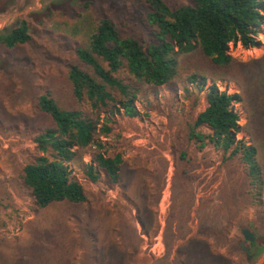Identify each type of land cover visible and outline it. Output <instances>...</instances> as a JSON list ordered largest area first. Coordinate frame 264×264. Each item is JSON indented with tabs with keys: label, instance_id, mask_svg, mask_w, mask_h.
<instances>
[{
	"label": "trees",
	"instance_id": "16d2710c",
	"mask_svg": "<svg viewBox=\"0 0 264 264\" xmlns=\"http://www.w3.org/2000/svg\"><path fill=\"white\" fill-rule=\"evenodd\" d=\"M17 1L0 0V13ZM95 1L111 0H55L0 29V130L24 132L32 147L24 149L20 183L40 208L90 203L67 163H80L94 183L101 178L108 188L120 187L122 151L108 153L100 138L113 131L111 113L121 109L128 118L141 117L134 104L139 101L144 115H155L165 144L163 170L169 168L173 181L164 245L176 248L170 261L166 247L159 254L128 255L123 249L113 264H252L264 251V53L241 60L228 49L230 43H260L264 0H189L176 7L139 0L144 36L124 33L102 12L79 22L80 42H37L56 11ZM27 47L31 56L21 53ZM207 80L202 99L187 85L200 91ZM219 80L235 82L239 91L219 90ZM161 87L168 91L163 100ZM179 87L188 105L177 119ZM24 101L30 103L27 113L18 110ZM237 101L247 114L242 126L231 104ZM240 129L249 134L248 143L236 137ZM176 193L185 204L175 214ZM233 205L249 211V218L232 212ZM246 228L253 241L245 240ZM96 253L70 264H105Z\"/></svg>",
	"mask_w": 264,
	"mask_h": 264
},
{
	"label": "rangeland",
	"instance_id": "374dc122",
	"mask_svg": "<svg viewBox=\"0 0 264 264\" xmlns=\"http://www.w3.org/2000/svg\"><path fill=\"white\" fill-rule=\"evenodd\" d=\"M54 1L18 0L9 11L0 13V29L13 22L20 13L43 11L47 4ZM164 1L171 7L189 2ZM143 9L139 0L95 1L88 7L74 4L66 13H54L46 29L36 35L37 42L44 47L50 45L51 41L58 45L80 42L82 32L79 22L97 19L102 12L116 21L124 33L144 36L141 25ZM256 38L260 41L258 45L244 48L238 43H230L228 52L241 60L259 57L264 53V24L257 27ZM21 53L31 56L28 47ZM210 84L207 80L200 91L195 84L187 85L202 99ZM217 87L228 93L239 91L238 85L232 81H217ZM158 94L163 100L168 91L161 87ZM182 94L179 87L173 101L177 119L182 115L180 110H185L188 105ZM134 104L141 110V117L128 118L121 109L120 112L106 114L116 121L112 125V133L100 138L107 144L108 153L118 149L122 151L124 162L120 187L108 188L101 178L94 183L86 176L80 163H67L87 191L90 203L82 207L67 202L38 207L19 179L20 162L26 154L24 149L32 147L24 132L0 130V264H70L74 258L95 252L105 264H113L123 249L128 255L143 251L159 254L164 250L173 180L169 168L168 171L163 170L167 154L162 150L165 144L157 136L160 125L155 115H144L140 102L135 101ZM231 104L242 126L247 114L239 101ZM17 105L18 110L27 113L30 103L24 101ZM236 137L247 143L250 139L242 129L236 133ZM152 142L159 147L157 150L149 146ZM83 161L91 162L90 152H84ZM176 195L179 204L174 209L175 214L179 210L183 212L185 204L184 195ZM234 206L238 210L233 205L232 212L249 218V211L237 212ZM87 214L92 221L85 217ZM172 231H176L175 222L172 223ZM175 248L176 244L172 245L171 251L166 247L168 261L172 259ZM157 263L167 264L163 259ZM252 264H264V251Z\"/></svg>",
	"mask_w": 264,
	"mask_h": 264
},
{
	"label": "water",
	"instance_id": "95a60500",
	"mask_svg": "<svg viewBox=\"0 0 264 264\" xmlns=\"http://www.w3.org/2000/svg\"><path fill=\"white\" fill-rule=\"evenodd\" d=\"M242 233H243L245 240L253 241L255 239V236L253 235V233L250 232L247 228L243 229Z\"/></svg>",
	"mask_w": 264,
	"mask_h": 264
},
{
	"label": "built area",
	"instance_id": "2783aa9c",
	"mask_svg": "<svg viewBox=\"0 0 264 264\" xmlns=\"http://www.w3.org/2000/svg\"><path fill=\"white\" fill-rule=\"evenodd\" d=\"M239 44V43H238ZM229 53V52H228ZM232 55V54H231ZM220 81V80H219ZM216 85H217V82H216Z\"/></svg>",
	"mask_w": 264,
	"mask_h": 264
}]
</instances>
